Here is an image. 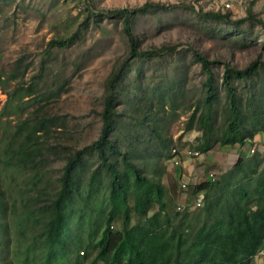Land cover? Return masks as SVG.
<instances>
[{
	"label": "trees",
	"instance_id": "1",
	"mask_svg": "<svg viewBox=\"0 0 264 264\" xmlns=\"http://www.w3.org/2000/svg\"><path fill=\"white\" fill-rule=\"evenodd\" d=\"M77 1L84 11L83 21L78 28L51 39L49 46L70 47L83 38L91 23L117 18L121 21L128 53L105 80L99 133L91 142L81 147H65L67 151H64V147L38 141L39 132L47 136L50 123L56 124L55 116L41 117L31 125L26 120L19 123L15 148L12 143L5 150L7 164L41 165L45 150L58 155L63 165L55 181L33 184V193L25 201L28 205L16 221L15 231L19 236L12 258L19 264H81L83 261L87 264H250L258 253L264 254V152L253 149L255 134L264 131V105L261 100L256 102V98L243 104V85L238 86L235 81L242 84L253 81L259 70H264V61L255 59L238 68L220 59H208L186 46L205 74L198 101L202 104L191 113L187 125V129L192 128L191 122L197 118L202 132L193 150L207 152L218 142L220 146H237V157L213 180L210 177L189 180L187 187L182 188L189 189L186 201L176 207L165 198L160 173L152 170L148 175L134 161L140 150L133 141H128L127 149L122 145L125 124H134L133 131L140 128L136 120L140 121L141 117L132 118L131 111L137 100L147 97L148 90L161 100L167 88L161 84L147 85L144 88L147 91L138 98L136 90L141 87L137 83L141 74L138 67L132 86H126L123 80L134 60L158 59L182 48L181 43L141 48L133 22L142 14L171 12L179 7L190 9L199 18L225 23L224 28L217 29L225 36L234 33L243 42L260 38L263 46L264 21L251 9L244 17L231 20L228 13L197 10L184 2L146 1L133 7L101 8L94 0ZM252 24L260 26L262 37L252 35ZM220 62L227 105L221 125L214 129L213 104L218 100L220 88L211 65ZM125 87L132 95L126 101L122 96ZM263 90L264 86L257 94L264 96ZM252 96L254 93L247 95V101ZM130 99L134 100L131 107ZM122 100L129 107L124 112L119 109ZM124 114L129 121H125ZM24 130L27 131L21 139ZM152 131L156 141L168 148L160 133L155 128ZM245 145L249 148L247 152L241 150ZM62 150L64 153L60 155ZM179 151L173 145L167 149L166 158L175 157ZM157 154L160 156V152ZM200 193V205L192 207L193 198ZM4 206V200H0V209ZM260 264H264V259Z\"/></svg>",
	"mask_w": 264,
	"mask_h": 264
},
{
	"label": "rangeland",
	"instance_id": "2",
	"mask_svg": "<svg viewBox=\"0 0 264 264\" xmlns=\"http://www.w3.org/2000/svg\"><path fill=\"white\" fill-rule=\"evenodd\" d=\"M146 1L184 2L194 5L197 10L228 13L231 20L244 17L251 9L264 21V0H94V3L97 7L113 8L133 7ZM83 13L77 0H0V200L5 202L0 209V264H19L11 256L16 236H19L15 231L16 221L23 215L24 206L28 205L25 201L33 193V184L41 185L43 182L45 185V181H55L63 165L58 155L45 150V161L41 165L7 164L5 150L12 143V148H15L19 123L26 120L31 125L41 117L55 116L56 124L50 123L47 136L39 132L38 141L64 147V151H67L65 147H81L91 142L99 133L105 80L128 53L121 21L117 18L91 23L83 38L70 47H50L51 39L79 27ZM224 27L225 23L199 18L192 10L181 7L171 12L145 13L133 22L141 48L182 44L180 51L164 57L134 60L123 80L126 86H132L138 67L141 70L137 82L141 87L136 90L138 98L141 92L147 91L144 90L147 85L161 84L167 88L161 100L150 90L147 97L137 100L135 109L131 111L132 118L136 115L141 117L140 121L136 120L140 128L133 131L134 124H125L122 145L125 144L127 149L128 141H133L135 148L140 150L134 161L145 168L148 175L152 170L160 173L166 190L165 198L171 206L184 204L189 193V189L182 190L181 186L182 182L189 181L182 176L185 175V167L188 174L195 172L202 180L209 174L217 177L220 173L209 163L205 164L212 157L215 162L225 160L229 163L237 157V146H220L216 142L211 150L189 157V164L182 162L184 158L179 164H173L166 158L167 149L169 151L173 145L180 150H193L202 133L197 118L191 122L192 128L187 129L191 113L202 104L198 101L205 74L186 46H191L208 59H220L238 68L255 59L264 61V46L260 38L243 42L234 33L225 36L217 31ZM251 31L253 36L263 35L257 24H252ZM47 52L51 54L48 56ZM211 66L220 88L218 100L213 104L216 117L212 123L217 129L227 103L221 83L223 64ZM263 80L264 70L260 69L253 81L243 84L235 81L238 86L243 85V104L256 98V102L261 100V105H264V96L257 94L264 86ZM251 93L254 96L247 101V95ZM122 96L125 101L127 97L132 98L126 87ZM124 100L119 105L122 112L124 108L129 109L134 101L130 99L128 107ZM150 117L153 119L147 121ZM123 118L129 121L125 114ZM152 128L166 140L163 142L169 144L168 148L164 149L156 141ZM26 131L22 132L21 139ZM254 139L253 149L264 152V131L256 133ZM241 150L247 152L249 148L245 145ZM63 153L62 150L60 155ZM263 257V252L258 253L250 264H260ZM81 264L87 263L83 261Z\"/></svg>",
	"mask_w": 264,
	"mask_h": 264
},
{
	"label": "built area",
	"instance_id": "3",
	"mask_svg": "<svg viewBox=\"0 0 264 264\" xmlns=\"http://www.w3.org/2000/svg\"><path fill=\"white\" fill-rule=\"evenodd\" d=\"M226 6L228 7V4H226ZM251 151H253V149H251ZM172 152L176 153V149H172ZM182 155H186L188 157H197L200 155V152L197 150H192L190 148H184L180 150L179 153L175 155V157L170 159L171 162L173 164H179ZM208 177H210L212 180L215 179V176H213L212 174H209ZM187 183H188L187 181L181 183L183 189L187 187ZM201 198H202V193L195 196V198H193L191 202L192 207H198L200 205Z\"/></svg>",
	"mask_w": 264,
	"mask_h": 264
},
{
	"label": "crops",
	"instance_id": "4",
	"mask_svg": "<svg viewBox=\"0 0 264 264\" xmlns=\"http://www.w3.org/2000/svg\"><path fill=\"white\" fill-rule=\"evenodd\" d=\"M183 158H184V160L182 162H185V163H188V164H189V162H191L188 156L182 155L181 156V160ZM208 163H209L210 166L212 165L213 168L214 169H217L219 172L220 171H225L226 168L230 165V163L228 161H225V160L219 161V162H215L214 159H213V157H212V159H210L209 162H207L205 164L208 165ZM185 169H186V167H185ZM185 169H184L185 175L184 174L182 175L184 178H188L190 181L199 180V177H198L197 173L194 172V173L188 174V170L187 169L185 170ZM186 198L187 197L184 198V202L186 201ZM178 200H180V198ZM181 200H182V198H181Z\"/></svg>",
	"mask_w": 264,
	"mask_h": 264
}]
</instances>
